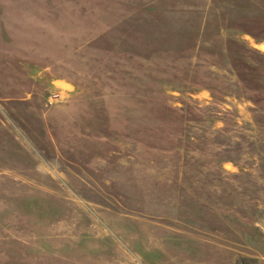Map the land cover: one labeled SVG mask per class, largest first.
I'll use <instances>...</instances> for the list:
<instances>
[{"label": "rangeland", "instance_id": "1", "mask_svg": "<svg viewBox=\"0 0 264 264\" xmlns=\"http://www.w3.org/2000/svg\"><path fill=\"white\" fill-rule=\"evenodd\" d=\"M0 264H264V0H0Z\"/></svg>", "mask_w": 264, "mask_h": 264}]
</instances>
